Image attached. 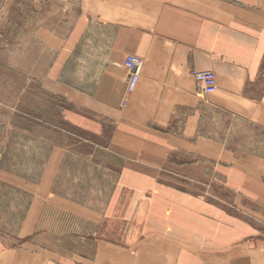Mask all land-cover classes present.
Masks as SVG:
<instances>
[{
    "label": "crops",
    "instance_id": "0c3cea01",
    "mask_svg": "<svg viewBox=\"0 0 264 264\" xmlns=\"http://www.w3.org/2000/svg\"><path fill=\"white\" fill-rule=\"evenodd\" d=\"M33 1L59 5L64 19H72L60 29L37 30L42 51L51 54L50 60L40 58V88L71 106L62 113L68 126L101 135L103 118H119L147 138L158 137L159 155L177 151L217 164L226 188L245 203L242 210H257L251 219L240 218L146 171L122 166L100 216L94 222L83 218L94 223L87 254L66 255L53 248V239L45 241L52 220L41 244L32 245L38 222L46 224L45 210L78 219L85 213L58 194L52 202L53 180L67 153L58 146L36 184L0 172V181L30 197L24 218L29 241L9 250L0 238V264H264V202L258 200H264V157L229 147L223 129L245 122L264 132V90L258 88L264 86V0ZM130 54L142 60V69L128 96L124 62ZM81 64H88L87 78L80 77ZM192 71L214 74L215 95L197 93ZM97 147L106 159L120 158ZM193 162L180 171H191Z\"/></svg>",
    "mask_w": 264,
    "mask_h": 264
},
{
    "label": "rangeland",
    "instance_id": "374dc122",
    "mask_svg": "<svg viewBox=\"0 0 264 264\" xmlns=\"http://www.w3.org/2000/svg\"><path fill=\"white\" fill-rule=\"evenodd\" d=\"M75 13L74 6L71 14ZM64 15L63 8L56 4L38 5L33 0H0V172L36 184L40 181L52 149L62 146L67 153L61 171L53 180L52 202L55 203L58 194L85 209L80 219L71 212L59 215L52 208L45 210L43 217L46 224L43 227L41 221L38 222L33 232L36 236L30 240L32 245L37 241L41 244V235L52 220L54 227L49 229L51 238L45 236V241L53 239V248L57 250L59 247L66 255L77 254V250H80L81 255L87 254L92 246V238L87 237L91 235L94 223L83 218L94 222L100 216L108 190L112 187L109 186L110 182L116 181L117 172L122 166L146 171L165 185L193 192L227 212L251 219L252 211L257 209L251 210L246 206L248 210H242L245 203L236 200L226 188L224 178L219 177L217 164L177 151H161L159 155L158 137L147 138L135 130L136 133L121 124L119 118L113 122L105 121L106 118L100 120L105 125L101 135L68 126L69 123L63 119L66 115L62 116V113L71 106L62 98L47 94L40 88L43 70L40 58L50 60L51 54L42 51L41 37L37 33L43 25L45 28L60 29L72 22V19L65 20ZM141 69L142 65L138 80ZM79 71L81 78H87L88 64H81ZM137 83L132 91L126 93L128 96L135 90ZM258 88L264 90V86ZM197 93L205 98L215 95L216 90L209 95H202L198 90ZM230 125L224 128L219 126L225 130L224 140L229 147L248 155L264 157V132L260 128L245 122H233ZM97 145L107 148L110 145L109 149L120 158L114 155L112 160L106 159ZM192 162L195 164L188 172L192 173L191 176L180 171V166ZM258 200L264 202L261 198ZM29 201L28 194L0 181V238L5 249L16 250L29 241L24 231ZM74 231L80 232V241L76 239L78 234L74 235Z\"/></svg>",
    "mask_w": 264,
    "mask_h": 264
},
{
    "label": "built area",
    "instance_id": "2783aa9c",
    "mask_svg": "<svg viewBox=\"0 0 264 264\" xmlns=\"http://www.w3.org/2000/svg\"><path fill=\"white\" fill-rule=\"evenodd\" d=\"M142 60L135 55H128L124 62V68L128 72L126 80V93L133 90L138 80ZM197 90L202 95H209L216 90L215 76L211 71H192ZM125 105V103L123 104Z\"/></svg>",
    "mask_w": 264,
    "mask_h": 264
}]
</instances>
